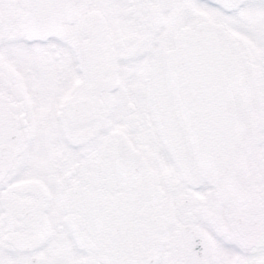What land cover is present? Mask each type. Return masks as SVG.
<instances>
[{
    "label": "flooded vegetation",
    "instance_id": "flooded-vegetation-1",
    "mask_svg": "<svg viewBox=\"0 0 264 264\" xmlns=\"http://www.w3.org/2000/svg\"><path fill=\"white\" fill-rule=\"evenodd\" d=\"M0 264H264V0H0Z\"/></svg>",
    "mask_w": 264,
    "mask_h": 264
},
{
    "label": "bare ground",
    "instance_id": "bare-ground-1",
    "mask_svg": "<svg viewBox=\"0 0 264 264\" xmlns=\"http://www.w3.org/2000/svg\"><path fill=\"white\" fill-rule=\"evenodd\" d=\"M35 18H36V17H35ZM36 19H37V18H36ZM50 19H51V16H50ZM50 19H49V20H50ZM53 23H54V22H53ZM45 25H46V24H45Z\"/></svg>",
    "mask_w": 264,
    "mask_h": 264
}]
</instances>
